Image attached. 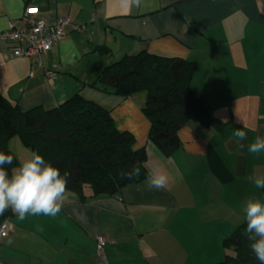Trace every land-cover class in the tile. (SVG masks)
I'll return each instance as SVG.
<instances>
[{"label": "crops", "instance_id": "obj_1", "mask_svg": "<svg viewBox=\"0 0 264 264\" xmlns=\"http://www.w3.org/2000/svg\"><path fill=\"white\" fill-rule=\"evenodd\" d=\"M26 6L47 25L61 17L70 24L37 61L4 58L8 46L0 38V93L21 110L54 108L76 93L95 101L119 130L133 134L135 148H146L148 174L163 173L168 182L149 188L145 177L114 195L91 196L85 188L84 200L67 190L55 218L20 220L10 209L0 264L220 262L223 239L244 220L246 201L264 191L250 180L264 176V152L247 151L264 138V0H141L139 7L121 0H0V33ZM100 45L109 54L95 49ZM142 50L195 62L191 88L210 106L209 124L187 122L169 156L148 141L144 92L123 97L90 86L105 66ZM242 126L248 139L240 150L232 133ZM21 152L19 163L31 156L28 148ZM98 235L106 241L101 255Z\"/></svg>", "mask_w": 264, "mask_h": 264}, {"label": "trees", "instance_id": "obj_2", "mask_svg": "<svg viewBox=\"0 0 264 264\" xmlns=\"http://www.w3.org/2000/svg\"><path fill=\"white\" fill-rule=\"evenodd\" d=\"M95 49L104 55L110 52L105 45ZM194 71L191 60L142 50L105 66L90 86L123 97L144 92L141 110L150 124L148 141L169 156L180 147L178 131L187 122H210V106L191 88ZM13 136L31 153L38 151L61 174L67 172V190L81 200L85 188L91 196L114 195L124 185L149 175L144 165L146 148H135L133 134L119 130L108 109L79 93L57 107L37 105L28 110L0 93V152L15 158V164L7 166L9 174L19 165L8 146ZM259 198L264 200V191ZM10 213L8 209L0 215V224ZM245 228L243 220L223 239L225 256L217 264H260L250 250Z\"/></svg>", "mask_w": 264, "mask_h": 264}, {"label": "clouds", "instance_id": "obj_3", "mask_svg": "<svg viewBox=\"0 0 264 264\" xmlns=\"http://www.w3.org/2000/svg\"><path fill=\"white\" fill-rule=\"evenodd\" d=\"M126 7H139L141 0H121ZM237 147L245 148L243 141L248 139L247 132L237 128L232 133ZM249 154L264 152V138L257 136L247 144ZM15 164L11 154L0 152V215L11 209L20 220L27 216H48L55 218L61 212L67 198V172L61 174L58 167L46 160L38 151H33L30 158L11 168ZM138 171V170H137ZM257 189H264V176L250 178ZM168 177L163 174L150 173L146 177L149 188H164ZM245 234L249 247L255 258L264 264V200L250 198L244 206ZM9 244L12 241H8Z\"/></svg>", "mask_w": 264, "mask_h": 264}, {"label": "built area", "instance_id": "obj_4", "mask_svg": "<svg viewBox=\"0 0 264 264\" xmlns=\"http://www.w3.org/2000/svg\"><path fill=\"white\" fill-rule=\"evenodd\" d=\"M37 8L26 6L17 19L12 20L10 28L0 33V38L7 43L4 58L28 57L37 61L55 44L65 38L64 27L70 24L68 17L57 19L53 25H47L37 19ZM80 31L79 26L73 27ZM12 230L9 220L0 224V236H7ZM106 241L102 235L97 236V255H101Z\"/></svg>", "mask_w": 264, "mask_h": 264}, {"label": "rangeland", "instance_id": "obj_5", "mask_svg": "<svg viewBox=\"0 0 264 264\" xmlns=\"http://www.w3.org/2000/svg\"><path fill=\"white\" fill-rule=\"evenodd\" d=\"M11 150L13 151V153L15 154L16 157L22 159L23 153L21 151H23V149H27L20 141V139L18 138V136H13V140H11ZM25 151V150H24ZM17 158V159H18Z\"/></svg>", "mask_w": 264, "mask_h": 264}]
</instances>
